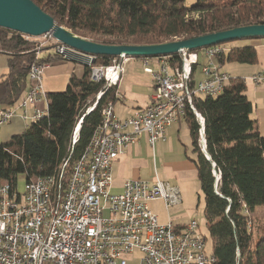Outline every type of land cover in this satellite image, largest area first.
Returning <instances> with one entry per match:
<instances>
[{"label":"trees","instance_id":"1","mask_svg":"<svg viewBox=\"0 0 264 264\" xmlns=\"http://www.w3.org/2000/svg\"><path fill=\"white\" fill-rule=\"evenodd\" d=\"M32 1L59 25L81 37L108 44L163 43L264 24V0H196L190 5L186 0ZM36 50L35 42L26 35L0 27V53L11 57L9 74L0 82V107L21 100L28 67L38 57ZM114 59L99 56L94 65L110 66ZM39 60L49 61L45 57ZM218 60L253 64L257 49L246 43L235 45ZM245 90V83L237 78L221 94L194 100L204 117L211 159L200 146V126L194 114L188 112L185 116L204 195V215L214 240L212 264H264V231L257 238L250 224V213L264 205V136L251 116L253 104ZM118 91V85L93 80L89 66L82 78L71 77L64 91L47 94V113L22 134L0 144V183L18 184L19 175H24L26 182L51 176L68 160L66 182L101 124L103 109L109 102H116ZM100 92L103 95L98 99ZM215 172L219 175L217 184Z\"/></svg>","mask_w":264,"mask_h":264},{"label":"built area","instance_id":"2","mask_svg":"<svg viewBox=\"0 0 264 264\" xmlns=\"http://www.w3.org/2000/svg\"><path fill=\"white\" fill-rule=\"evenodd\" d=\"M42 36L45 39L40 47L52 49L54 57L68 56L69 48L51 33ZM42 50L28 67L29 92L14 106L0 107V127L11 121L18 109L27 117L30 105L32 123L47 113L48 107L38 105L40 100H47L43 79L50 65L39 60ZM228 51L227 45L217 44L177 55L142 58L145 71L154 80L151 102L124 118L109 102L102 111L101 124L66 182L68 160L57 173L26 182L23 192L18 184L1 182L0 264H129L127 258L136 251L141 253L138 264H196V259L212 264L215 258L207 252L206 238L200 235L196 220L185 225L173 221L164 224L150 208V201L158 199L167 210L179 204V188L159 179L131 178L120 191L114 190L113 163L144 135L154 148L166 139L168 128L188 112L199 123L203 150L205 121L194 100L217 96L237 80L219 66L218 57ZM201 55L208 61L200 70L203 78L197 80ZM126 59H114L110 66L89 62L92 79L104 80L107 86L118 85ZM250 79L255 84L264 83V71ZM102 95L100 92L98 98ZM116 95L120 96L119 91Z\"/></svg>","mask_w":264,"mask_h":264},{"label":"crops","instance_id":"3","mask_svg":"<svg viewBox=\"0 0 264 264\" xmlns=\"http://www.w3.org/2000/svg\"><path fill=\"white\" fill-rule=\"evenodd\" d=\"M244 43L251 44L256 47L257 61L253 64L231 62L235 64L230 65L229 70L227 69V71L231 72V74L237 78L244 79V83L246 86L245 93L253 104V112L251 116L253 119L256 120L257 127L260 133L264 136V83L255 84L250 79V76H252L253 74L264 71V38L254 39V40H244V42H242L241 45ZM40 56L49 59V63H50L49 67L45 71V75L43 79L46 95L53 92L64 91L67 85L69 84L71 77L73 76L77 78H82L85 75L86 69L89 67V62H90V59H88L87 57L79 56L75 54H68L67 57H63V58L54 57L53 50L50 48L45 49ZM10 60L11 57L9 55L0 53V82L4 81L7 78V75L9 74ZM131 61L132 60H129V58L123 60V65L126 70L122 74L120 82L124 75H125L124 77H127L130 73L131 74L135 73L134 65L131 64ZM225 63L226 62L224 63L219 62L220 68ZM144 70H145V66H144ZM140 74H142L143 76L148 74L150 75L147 76L150 77L149 83L146 86V88L143 90V92H146L144 93V96H146L145 101H141L143 99L140 97L141 95L143 96V92L137 93L132 89L136 86L142 88L143 87L142 84L137 83L133 79L131 84L128 83L124 84L125 80H123L121 86H120V82L118 84L120 96L118 97L116 102L118 100H121V108H120L121 112L119 114L122 118L132 115L135 109L148 105L152 100V94L154 92L153 76L146 71L145 73L141 72ZM30 86L31 83L28 78L26 89L23 92L22 98L26 96V94L29 92ZM116 102L114 103V105H116ZM14 105L8 107H12ZM38 105L43 108H47L48 107L47 100H45V98L40 100ZM26 113H27V117H23L22 110L18 109L17 115L14 118H12L11 121L0 127V144L9 141L15 135L22 134L26 130V128L32 123L31 115L33 113V106L30 105L26 109ZM184 121H186V125L183 124ZM184 128H186L190 134L188 121L185 118H183L181 121L174 124L173 126L169 127L166 132V139L160 140L161 142L159 143L157 155L156 154L154 155V152L150 150L149 148L150 144L148 142L147 136L145 135L142 137L140 142L131 145L125 151V153L119 157V159L116 162V165L119 167V173H121L123 169L128 167V172H127L128 175L118 176V178H116L119 180V187L114 190L120 191L122 189L124 182L131 178L142 179L143 177L152 178L154 176L162 175L174 179L176 184L174 186L178 187L179 189H183V191H186L184 189V181L181 172L192 171L196 169V166L192 161L195 158V154L193 152L191 134H190V149L192 147L193 154L189 156L186 155L185 157L183 156V153H180L178 151V147H179L178 140L180 139V136ZM164 141L165 144H163ZM188 143H189V139H188ZM154 149L155 148H153V150ZM163 152H165L163 155L164 158L169 153L170 156H174V157L163 161V159L161 158ZM178 155L179 158H177ZM146 156H148L146 160L150 164L149 166L150 170L148 173H145L142 167L134 163L135 159L144 158ZM160 170H162V173L160 172ZM180 177L182 178V180L180 179ZM187 223H175V224L185 225Z\"/></svg>","mask_w":264,"mask_h":264},{"label":"water","instance_id":"4","mask_svg":"<svg viewBox=\"0 0 264 264\" xmlns=\"http://www.w3.org/2000/svg\"><path fill=\"white\" fill-rule=\"evenodd\" d=\"M0 27L32 37L51 33L59 43L69 48L68 54L87 57L91 63H95L99 56L142 59L146 57L177 55L182 51H194L235 40L264 38V24H252L163 43H101L81 37L67 27L59 25L53 16L45 12L32 0H0ZM95 106L91 107L87 113L92 111ZM81 122L76 127L74 143L77 141L82 125ZM202 151L208 159H211L206 148L205 129L204 149ZM215 175L217 184L219 175L217 172H215Z\"/></svg>","mask_w":264,"mask_h":264},{"label":"rangeland","instance_id":"5","mask_svg":"<svg viewBox=\"0 0 264 264\" xmlns=\"http://www.w3.org/2000/svg\"><path fill=\"white\" fill-rule=\"evenodd\" d=\"M195 1L196 0H186L188 5L193 4ZM26 37L30 40H33V42H35L36 48H37V50H36L37 55H38L37 52L39 51V49L48 48V47H40L41 42L45 39L44 36L32 37V36L26 35ZM242 42H244V41L243 40L231 41V42L227 43V46H228V48L229 47L232 48L233 46L239 45ZM200 57H201L200 58V66L197 68L196 73H195V77L197 80H200L203 78V75L200 72V70L202 69V65L208 61L203 55H201ZM129 60H132L131 64L134 65V69H135L134 72L135 73L134 74L130 73L127 77H124L125 76L124 75L122 77L121 82H120V86L123 83V80H125L124 84H126V83L131 84L132 81L135 80L137 83L142 84L143 87L140 88V87L136 86L132 89L137 93H141V92H143V90L148 85L150 77H147V76H150V75L148 74V75L143 76L142 74H140L141 72L145 73L144 64L142 62V59L130 57ZM233 64H235V63L226 62L224 64L225 66L222 65L221 68L227 71V69L229 70L230 65H233ZM97 66H100V65H97ZM151 67L155 69L156 64L152 63ZM125 70L126 69L124 68V72H125ZM144 93H146V92H143V96L142 95L140 96L143 99L141 101H145L146 96H144ZM120 108H121V100H118L116 102V105H115V111L119 117H121L119 114L121 112ZM183 124L186 125V121H184ZM188 139H189V143H188ZM160 142L161 141H158L156 143V145L154 146V148H155L154 150L149 145V148H150V150H152V152H154V155L155 154L157 155V150H158ZM163 144H165V141ZM178 145H179V147L177 146L178 151L180 153H183V156L186 157V155L189 156V155L193 154L192 153V147L190 149V134L186 128H184L182 131L180 139L178 140ZM164 153L165 152H163L162 156H161L163 161L166 159H171L172 157H174V156H170L169 155L170 153H169L164 158V156H163ZM147 158H148V156H146L144 158L135 159V162H134L136 165L142 167V169H144L143 171L145 173H148L150 170V168H149L150 164L146 160ZM177 158H179V155L177 156ZM118 159H116L113 163V178L115 176V179L113 182V189H117L119 187V180L116 179V178H118V176H124V175L127 176L128 175V173H127L128 167L123 169V171H121V173H119V167L116 165V162ZM153 168H152V170H153ZM196 169H194L192 171H188V172H181L182 178L184 181V189L186 191H183V189H179L181 199H182V201L179 204H176L167 210L165 208L163 201L158 199V200L150 201L149 205H150V208L152 209V211L158 216L159 221L161 223H164V224H167L169 221H173L175 223H187V222H190L192 220H196L199 224L198 229H199L200 235H202L203 237L206 238V250L209 254H211V253H213V249H214V240L209 233L207 222L205 219L204 195H203V192H202V189L200 186L198 172ZM160 172L162 173V170H160ZM157 178H159V180L161 179L163 181H166V183H170V185L173 184L172 186L176 185L174 179H172L170 177L162 176V175L161 176H154L152 178L151 177H149V178L143 177L142 179L150 181V182H155ZM182 178L180 177L181 180H182ZM25 184H26L25 176L19 175L18 176V189L20 192L24 191ZM250 221H251L250 224L252 226V230L254 231L255 235L258 238L261 234H263V231H264V205L257 206L255 211L253 213H250ZM140 256H141V253L136 251L131 258L130 257L127 258L129 260V264H138Z\"/></svg>","mask_w":264,"mask_h":264},{"label":"bare ground","instance_id":"6","mask_svg":"<svg viewBox=\"0 0 264 264\" xmlns=\"http://www.w3.org/2000/svg\"><path fill=\"white\" fill-rule=\"evenodd\" d=\"M109 73H113L112 69L109 70ZM196 264H207V259H196Z\"/></svg>","mask_w":264,"mask_h":264}]
</instances>
